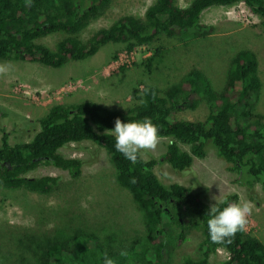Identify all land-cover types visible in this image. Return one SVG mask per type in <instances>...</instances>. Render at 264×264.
<instances>
[{
    "label": "trees",
    "instance_id": "trees-1",
    "mask_svg": "<svg viewBox=\"0 0 264 264\" xmlns=\"http://www.w3.org/2000/svg\"><path fill=\"white\" fill-rule=\"evenodd\" d=\"M110 2L0 0V59L31 57L42 64L61 67L71 60L95 55L108 43H124L132 50L137 45H154L162 38L187 41L205 37L214 27L202 22L201 14L211 6L242 2L264 22V0H192L185 7L176 0H155L144 18L125 15L86 40L81 39L79 34ZM51 34L61 35L53 49L40 41ZM262 87L258 55L244 48L233 56L220 91L202 69L195 67L165 88L147 85L140 96L138 89H134L139 103L127 109L109 108L93 100L56 103L39 119V130L28 141L12 144L9 133L3 129L0 145L3 186L49 193L59 177L26 175L40 164L67 170L74 178L81 176L84 159L64 156L59 150L70 143L88 140L106 151L119 184L131 192L134 202L145 213V236L134 240L128 250L108 253L98 238L79 232L46 240L37 246L34 261L22 257L16 264H103L105 253L115 264H169V248L181 243L185 230L194 225L203 232L198 245L201 255L184 256L181 264H211V255L220 247L228 251L224 264H264V242L247 230L238 232L231 242L213 244L207 227L211 205L190 186L162 183L154 171L161 161L175 169L188 170L194 157L206 156L211 147L231 171L237 172L238 182L250 187L259 183L264 195V114L258 109ZM202 99L207 100L209 107L203 119L176 117L181 110L196 108ZM146 117L158 125L161 137L170 141L162 159L146 160L141 156L133 164L116 151L115 138L105 132L114 128L117 118L127 123ZM180 143L188 144L190 150ZM239 200L237 193H229L220 201ZM218 206L222 209L226 203ZM122 252L126 254L121 255Z\"/></svg>",
    "mask_w": 264,
    "mask_h": 264
},
{
    "label": "rangeland",
    "instance_id": "rangeland-1",
    "mask_svg": "<svg viewBox=\"0 0 264 264\" xmlns=\"http://www.w3.org/2000/svg\"><path fill=\"white\" fill-rule=\"evenodd\" d=\"M192 0H176L185 7ZM155 0H111L79 34L86 40L120 17H145ZM201 21L214 31L187 41L162 38L154 45H137L132 50L124 43H108L93 56L71 60L52 67L29 57L25 60L0 59L8 71L0 73V145L2 130L12 144L28 141L39 130V119L56 103L72 104L93 100L113 109H127L139 103L137 95L147 85L165 88L177 83L192 68L202 69L216 90L224 88L233 56L241 49L254 50L260 61L263 87L258 109L264 114V22L241 3L211 6L201 14ZM61 35L51 34L40 41L55 48ZM159 49V51H158ZM158 51V52H156ZM208 102L202 99L196 108L177 112L178 119H203ZM169 138L161 137L155 150L142 153L146 160L162 159ZM185 150L188 144L180 143ZM211 148V147H210ZM206 156H195L188 170H178L159 162L154 171L164 184L178 182L199 192L209 205L229 193L239 201L254 205L247 231L264 242V195L259 183L254 187L238 182L237 172L218 156L215 149ZM59 152L84 159L83 173L72 177L67 170L40 164L27 176L52 175L58 183L49 193L27 188H7L0 182V264H16L25 257H37L38 245L50 238L86 232L98 238L108 253L128 250L134 240L145 236V213L134 202L131 192L117 180L114 164L106 151L92 141L70 143ZM176 230V228H175ZM202 230L194 225L184 232V239L169 248V264H181L184 256L198 258ZM228 251L220 247L211 255V264H224ZM34 261V260H33ZM33 264V262H32Z\"/></svg>",
    "mask_w": 264,
    "mask_h": 264
},
{
    "label": "clouds",
    "instance_id": "clouds-1",
    "mask_svg": "<svg viewBox=\"0 0 264 264\" xmlns=\"http://www.w3.org/2000/svg\"><path fill=\"white\" fill-rule=\"evenodd\" d=\"M7 71L6 65H0V73ZM105 134L115 138L116 151L133 164L139 162L142 153L155 150L161 140L160 128L148 117L143 121L127 123L117 118L114 128L106 130ZM132 182H135L134 178ZM214 199L217 202L210 206L208 212L210 218L207 221L210 240L213 244L231 242V238L238 232L247 230L248 218L253 212L254 205L246 200L229 203L218 201L216 197ZM222 202L226 203V206L221 209L218 204ZM125 254L121 253V255ZM103 264H115V261L105 253Z\"/></svg>",
    "mask_w": 264,
    "mask_h": 264
}]
</instances>
